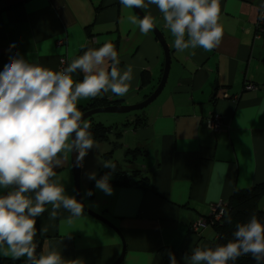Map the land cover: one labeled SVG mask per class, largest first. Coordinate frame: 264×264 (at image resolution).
Wrapping results in <instances>:
<instances>
[{
  "label": "crops",
  "instance_id": "0c3cea01",
  "mask_svg": "<svg viewBox=\"0 0 264 264\" xmlns=\"http://www.w3.org/2000/svg\"><path fill=\"white\" fill-rule=\"evenodd\" d=\"M261 1L220 0L224 35L209 52L197 47L178 53L158 8L141 9L154 17L171 54L166 85L138 114L146 124H133L137 114L126 123L131 129L124 135L125 151L138 144L145 150L142 161L138 159L140 167H154L146 174L148 188L110 183L111 195L96 189L88 174L107 169L102 162H111L113 154L101 156V143L108 135L102 141L93 138L94 147L80 167L81 200L116 226L121 236L85 210L72 217L61 207L50 217L49 204L37 218L34 241L39 254L55 248L67 264L73 260L112 264L124 245L118 264H169V252L184 264L183 255L211 247L217 233L213 225L206 227L210 232L205 228L199 234L189 232L188 225L207 212L209 203L228 201L235 190L264 182V34L254 39ZM131 15L140 18L120 0H0V71L17 52L30 63L56 71L60 55L70 63L84 50L111 42L121 73L127 65L133 68L129 91L123 97L109 91L95 99H80L77 107L141 102L161 78L163 49L153 31L142 34L130 23ZM143 71L149 75L147 83ZM80 79L82 74L74 76ZM246 84L253 87L246 89ZM93 118L86 119L94 125ZM55 171L66 194L76 198L70 152ZM88 190L93 192L90 197L85 195Z\"/></svg>",
  "mask_w": 264,
  "mask_h": 264
},
{
  "label": "clouds",
  "instance_id": "9594fccd",
  "mask_svg": "<svg viewBox=\"0 0 264 264\" xmlns=\"http://www.w3.org/2000/svg\"><path fill=\"white\" fill-rule=\"evenodd\" d=\"M120 4L128 9L155 5L178 53L197 47L212 51L224 35L219 22L220 0H120ZM128 19L142 34L154 28L151 14ZM119 64L111 42L84 50L58 71L30 63L18 52L9 56L0 71V256L24 258V264H67L55 248L38 253L34 241L37 218L49 204L53 209L50 217L61 207L72 217L84 213L83 203L66 194L55 169L62 166L64 154L69 152L74 154L75 166L82 167L94 147L92 124L77 107L78 101L109 91L123 97L129 91L133 68L127 65L121 73ZM81 74L82 79L74 80ZM102 167L115 169L111 162H102ZM88 179L105 195L112 194L110 174L97 179L93 172ZM85 195L90 197L93 192L88 190ZM232 237L214 248L197 247L181 260L184 264H235L241 256H250L255 264H264V223L255 213L235 225ZM169 264H178L171 252Z\"/></svg>",
  "mask_w": 264,
  "mask_h": 264
},
{
  "label": "trees",
  "instance_id": "16d2710c",
  "mask_svg": "<svg viewBox=\"0 0 264 264\" xmlns=\"http://www.w3.org/2000/svg\"><path fill=\"white\" fill-rule=\"evenodd\" d=\"M141 76L144 82L147 83L149 81V75L146 71H143V75L141 74ZM105 102L108 103L106 100ZM103 103L104 100H101V104ZM85 109L86 107L83 106L79 110L84 111ZM133 124L135 126H143L146 124V119L144 116H138L137 114ZM110 128V126H104L101 123L92 124L91 132L93 134V138H97L100 141L107 139V132L111 130ZM116 134L117 136L120 135L119 132ZM109 154L110 152L105 153L104 155ZM144 154L145 150L143 147L138 146L132 149L128 148L125 151V160L130 165L131 171L123 170L117 161L111 159V163L115 165V169L112 170L107 168L105 170H100L96 175L97 179L105 173H108L110 174L109 183H114L118 186L133 185L141 190L147 189V175L143 174V169L137 164L138 157H141ZM92 183L95 184V181L92 180L91 184ZM227 202L228 210L223 216L222 222L218 225H213L217 233L216 240L211 245L212 248H214L217 244H224L229 239H232V233L235 231V225L238 222H246L253 213L257 215V218L262 223H264V182L251 188L235 190ZM229 217L231 218V223H229ZM35 243L37 244L36 241ZM0 264H24V259L13 260L11 258L0 256ZM235 264H255V261L250 256H241Z\"/></svg>",
  "mask_w": 264,
  "mask_h": 264
},
{
  "label": "water",
  "instance_id": "95a60500",
  "mask_svg": "<svg viewBox=\"0 0 264 264\" xmlns=\"http://www.w3.org/2000/svg\"><path fill=\"white\" fill-rule=\"evenodd\" d=\"M134 11L136 12V14L142 18L144 16V13L142 12L141 9H135ZM153 34L155 35V37L158 39L160 45L162 46L163 49V58H164V62H163V70H162V74H161V78L157 84V86L155 87V89L150 93V95L143 99L141 102H138L136 104H126V105H121V104H110V105H106V106H99V107H92L93 103H89L88 104V109H85L82 113L84 114V118H87L95 113H101V112H106V113H125V112H129L132 110H138L141 109L145 106H147L148 104H150L162 91V89L164 88L167 76H168V72H169V68H170V49L167 45V42L163 36V34L161 33V31L154 25L153 28ZM71 153V152H70ZM72 156V170H73V184H74V190H75V195L78 201H81V192H80V183H79V176H80V167L75 166V162H74V154L71 153ZM154 167H150V168H145L144 172L148 173L150 171L153 170ZM83 203V202H82ZM84 205V204H83ZM84 210L86 212H88L89 214H91L92 216H94L95 218L101 220L102 222L106 223L107 225H109L110 227H112L119 235L120 232L117 229L116 226H114L110 221H108L107 219H105L104 217L90 211L88 208H86V206L84 205ZM121 236V235H120ZM124 256V245L122 247V251L119 255V257L116 259V261L112 264H118Z\"/></svg>",
  "mask_w": 264,
  "mask_h": 264
},
{
  "label": "rangeland",
  "instance_id": "374dc122",
  "mask_svg": "<svg viewBox=\"0 0 264 264\" xmlns=\"http://www.w3.org/2000/svg\"><path fill=\"white\" fill-rule=\"evenodd\" d=\"M254 29H255V27H254ZM143 112H145V109L132 110V111L125 112V113L101 112V113H95L92 115V116H94V118H93L94 122H97V123L101 122L105 126L111 127L110 128L111 130L109 132H107L108 139L106 141H102V143H101L102 148H104V150L101 154L102 158H103L104 153L112 152L113 158H111V159L117 161L123 170L131 171L130 165L125 160V158H126V156H125L126 145L124 144V135L128 130L131 129L127 126H131V124H126V123L130 120L129 117H132V119H133L135 117V114H142ZM123 127H125V128H123ZM118 131H121L120 137L119 136L117 137L116 133ZM138 146L139 145L136 144V145L129 147V148H134V147H138ZM121 154H123V155H121ZM139 158H141V157L139 156L138 159ZM139 161H142V160L139 159ZM137 164L140 165L138 160H137ZM143 171H144V169H143ZM143 174H148V173L143 172ZM210 204L211 203L208 204L207 212L201 216H205V215L209 214ZM199 216L197 218H199ZM206 229H208V228H206ZM207 231L210 232L211 229L209 228Z\"/></svg>",
  "mask_w": 264,
  "mask_h": 264
},
{
  "label": "built area",
  "instance_id": "2783aa9c",
  "mask_svg": "<svg viewBox=\"0 0 264 264\" xmlns=\"http://www.w3.org/2000/svg\"><path fill=\"white\" fill-rule=\"evenodd\" d=\"M255 34L259 37H261L264 34V0L261 1L260 6L258 8V14L257 19L255 21ZM58 44H62L63 40L58 39ZM69 60L68 58L62 54L58 58L57 63V71L63 69L67 66ZM253 87L252 84H246V89H251ZM219 118H215V124L218 123ZM223 209L218 208L216 205L210 204V211L208 215L201 216L199 218H196L193 220L189 225V232H194L195 234H199L201 231H203L207 226L214 225V223L220 222L221 218H223ZM203 217H205L210 224H208L205 220H203Z\"/></svg>",
  "mask_w": 264,
  "mask_h": 264
},
{
  "label": "bare ground",
  "instance_id": "6f19581e",
  "mask_svg": "<svg viewBox=\"0 0 264 264\" xmlns=\"http://www.w3.org/2000/svg\"><path fill=\"white\" fill-rule=\"evenodd\" d=\"M254 39L255 40H258L259 38H258V36L254 33ZM170 59H171V54H170ZM170 66H171V62H170ZM169 71H170V68H169ZM169 73V72H168ZM167 78H168V76H167ZM166 82H167V79H166ZM166 82H165V85H166ZM164 85V86H165ZM213 205H216L218 208H221V209H223V214L225 215L226 214V212H227V210H228V202L227 201H224V200H219V201H216V202H211ZM222 219L223 218H221V220H220V222H218V223H214V225H218L219 223H221L222 222ZM203 220H205L208 224H210V222L205 218V217H203ZM189 226L190 225H188V228H189ZM193 234H194V232H192Z\"/></svg>",
  "mask_w": 264,
  "mask_h": 264
}]
</instances>
